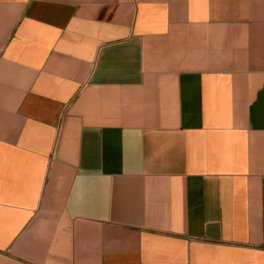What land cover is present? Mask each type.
Instances as JSON below:
<instances>
[{"label":"crops","instance_id":"1","mask_svg":"<svg viewBox=\"0 0 264 264\" xmlns=\"http://www.w3.org/2000/svg\"><path fill=\"white\" fill-rule=\"evenodd\" d=\"M0 264H264V0H0Z\"/></svg>","mask_w":264,"mask_h":264}]
</instances>
